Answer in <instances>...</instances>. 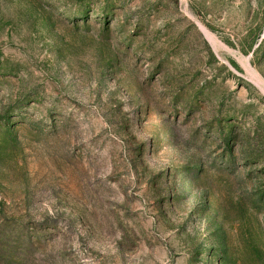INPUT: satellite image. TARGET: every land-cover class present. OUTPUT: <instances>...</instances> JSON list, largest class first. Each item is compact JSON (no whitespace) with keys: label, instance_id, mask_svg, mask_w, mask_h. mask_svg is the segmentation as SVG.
<instances>
[{"label":"rangeland","instance_id":"obj_1","mask_svg":"<svg viewBox=\"0 0 264 264\" xmlns=\"http://www.w3.org/2000/svg\"><path fill=\"white\" fill-rule=\"evenodd\" d=\"M0 264H264V0H0Z\"/></svg>","mask_w":264,"mask_h":264},{"label":"bare ground","instance_id":"obj_2","mask_svg":"<svg viewBox=\"0 0 264 264\" xmlns=\"http://www.w3.org/2000/svg\"><path fill=\"white\" fill-rule=\"evenodd\" d=\"M200 26H201V28L203 29V31L205 32V34H206V36L210 39V41L211 42H215V40H214V37H213V35L209 32V30L208 29H206L203 25H201L200 24ZM217 45V44H216ZM250 65V64H249ZM254 75V74H253ZM261 80H262V78H260ZM259 85H262V84H259Z\"/></svg>","mask_w":264,"mask_h":264}]
</instances>
